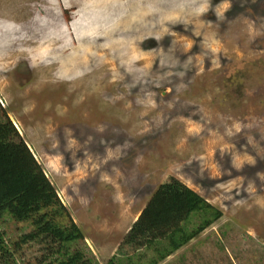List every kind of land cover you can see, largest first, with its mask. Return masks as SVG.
Masks as SVG:
<instances>
[{"label": "rangeland", "instance_id": "374dc122", "mask_svg": "<svg viewBox=\"0 0 264 264\" xmlns=\"http://www.w3.org/2000/svg\"><path fill=\"white\" fill-rule=\"evenodd\" d=\"M7 117L99 264L171 177L222 216L158 264H264V0H0Z\"/></svg>", "mask_w": 264, "mask_h": 264}, {"label": "trees", "instance_id": "16d2710c", "mask_svg": "<svg viewBox=\"0 0 264 264\" xmlns=\"http://www.w3.org/2000/svg\"><path fill=\"white\" fill-rule=\"evenodd\" d=\"M195 216H199L197 223H193ZM221 216L220 208L171 177L156 188L121 246L140 252L151 249L156 256L145 264H158ZM5 218L28 223L31 229L10 243L0 224V264H22L17 254L32 243L43 245L37 264H99L80 246L85 239L83 230L71 218L57 189L8 117L0 120V221ZM144 257L142 253L138 261ZM138 261L130 257L127 264ZM106 264L116 263L111 258Z\"/></svg>", "mask_w": 264, "mask_h": 264}, {"label": "clouds", "instance_id": "9594fccd", "mask_svg": "<svg viewBox=\"0 0 264 264\" xmlns=\"http://www.w3.org/2000/svg\"><path fill=\"white\" fill-rule=\"evenodd\" d=\"M60 196V195H59ZM61 198V197H60Z\"/></svg>", "mask_w": 264, "mask_h": 264}]
</instances>
